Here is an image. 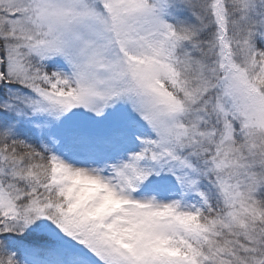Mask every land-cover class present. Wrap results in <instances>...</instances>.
Returning <instances> with one entry per match:
<instances>
[{
	"label": "snow or ice",
	"instance_id": "6c2138e0",
	"mask_svg": "<svg viewBox=\"0 0 264 264\" xmlns=\"http://www.w3.org/2000/svg\"><path fill=\"white\" fill-rule=\"evenodd\" d=\"M0 264H264V0H0Z\"/></svg>",
	"mask_w": 264,
	"mask_h": 264
}]
</instances>
